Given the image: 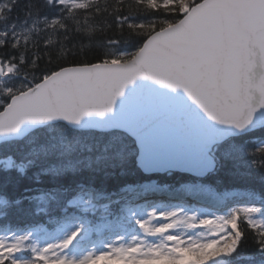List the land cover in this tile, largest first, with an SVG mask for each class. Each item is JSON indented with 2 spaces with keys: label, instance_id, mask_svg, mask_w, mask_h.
<instances>
[{
  "label": "snow or ice",
  "instance_id": "1",
  "mask_svg": "<svg viewBox=\"0 0 264 264\" xmlns=\"http://www.w3.org/2000/svg\"><path fill=\"white\" fill-rule=\"evenodd\" d=\"M172 169L222 214L148 211ZM185 220L264 264V0H0V264L174 255Z\"/></svg>",
  "mask_w": 264,
  "mask_h": 264
},
{
  "label": "rangeland",
  "instance_id": "2",
  "mask_svg": "<svg viewBox=\"0 0 264 264\" xmlns=\"http://www.w3.org/2000/svg\"><path fill=\"white\" fill-rule=\"evenodd\" d=\"M163 189V188H162ZM166 190V189H163ZM163 191L162 193H164ZM156 195L150 198L148 202V211L152 209H156L159 212H172L177 211L180 216H191L193 214L199 215H211L216 212V209L209 208L205 205H201L198 203L196 205L193 202L184 201L187 203L176 202L173 200L171 196L164 195V197L159 198ZM180 199V198H179ZM183 199V198H182ZM187 221L181 223L177 228V233H183L182 240L186 241V246H177L174 248V255H168L167 253L161 254L158 251L153 252H142L137 249H129L126 252L117 253L115 257L105 258L103 260H108L112 264H148L151 261H166L169 264H178L179 254H184L187 256V260L189 261H197L206 248L205 241H208V233L203 229H190L187 227ZM164 226V225H162ZM158 230V229H157ZM138 235L133 230H130L129 233L126 234V239L124 243H128L133 239V236ZM149 243L152 242V238L149 236L146 238ZM159 242V241H157ZM137 244L140 243L139 240L136 241ZM232 248V244L229 246L227 250ZM224 250L222 252H225ZM143 257V258H141ZM207 264V263H206Z\"/></svg>",
  "mask_w": 264,
  "mask_h": 264
},
{
  "label": "trees",
  "instance_id": "3",
  "mask_svg": "<svg viewBox=\"0 0 264 264\" xmlns=\"http://www.w3.org/2000/svg\"><path fill=\"white\" fill-rule=\"evenodd\" d=\"M148 177L145 176L141 171H137L136 175H129L123 178H117L116 181H114L110 187H117L119 184L124 183V182H136L140 181L143 179H147ZM152 179L156 180L158 183L166 186H177L179 184L185 183L188 180H190V176L184 173H179V172H167V173H162V174H157L151 176ZM215 180L218 182L217 186L221 190H231L237 187H241V184L239 181L235 180L233 176H231L227 171H222L218 177L215 178ZM252 185L255 187L259 188L261 187V180L260 176L256 174L254 176V179L250 181ZM239 235V234H238ZM226 247V244H223L220 249H223ZM242 251L244 255H256V256H264V253L258 252V250L254 247L252 244V241L249 240L246 242V245H242V249L239 250ZM207 255V257H205ZM219 255L218 248L216 250L212 249L207 252H205V256H202L203 258H208L209 260L214 257ZM96 264H108L107 262L101 261L100 263ZM158 264H163V263H158ZM179 264H183L182 262H179ZM200 264V262H198Z\"/></svg>",
  "mask_w": 264,
  "mask_h": 264
},
{
  "label": "water",
  "instance_id": "4",
  "mask_svg": "<svg viewBox=\"0 0 264 264\" xmlns=\"http://www.w3.org/2000/svg\"><path fill=\"white\" fill-rule=\"evenodd\" d=\"M173 159V156L171 153H169L167 150H164V149H161L158 154H157V160L159 163L161 164H165V163H168L170 162L171 160ZM172 170H175V169H172ZM180 171V170H179ZM158 172H161V171H157V172H154V173H158ZM153 174V173H152Z\"/></svg>",
  "mask_w": 264,
  "mask_h": 264
},
{
  "label": "bare ground",
  "instance_id": "5",
  "mask_svg": "<svg viewBox=\"0 0 264 264\" xmlns=\"http://www.w3.org/2000/svg\"><path fill=\"white\" fill-rule=\"evenodd\" d=\"M162 197H164V195H162Z\"/></svg>",
  "mask_w": 264,
  "mask_h": 264
}]
</instances>
